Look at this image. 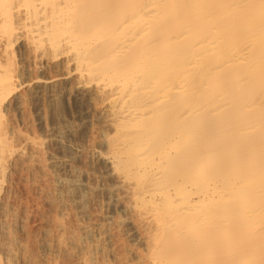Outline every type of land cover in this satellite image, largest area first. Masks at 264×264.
I'll use <instances>...</instances> for the list:
<instances>
[{
    "label": "bare ground",
    "instance_id": "1",
    "mask_svg": "<svg viewBox=\"0 0 264 264\" xmlns=\"http://www.w3.org/2000/svg\"><path fill=\"white\" fill-rule=\"evenodd\" d=\"M120 232L264 264V0H0V264H108Z\"/></svg>",
    "mask_w": 264,
    "mask_h": 264
},
{
    "label": "rangeland",
    "instance_id": "2",
    "mask_svg": "<svg viewBox=\"0 0 264 264\" xmlns=\"http://www.w3.org/2000/svg\"><path fill=\"white\" fill-rule=\"evenodd\" d=\"M58 112L60 114L67 115V110H65L61 104L58 105ZM31 117L33 118L32 114ZM85 139L86 138H83L82 141H85ZM118 234L115 233V236L118 235L116 239H114L115 236L114 237L112 236L114 240L113 241L110 240L111 246L110 247L108 246L109 248H107V250L111 251V252L108 251L110 253L108 254L109 259L105 258L107 259V261H109L108 264H137V262L139 261V254L141 253L142 246L138 244L135 238L134 239L131 238V240L129 241V239L127 240V238H125L123 236L124 234H122L121 232ZM113 242L115 244L112 245L111 243ZM126 243H128V245H126ZM133 248L135 249L136 252L132 251L134 250ZM111 254L112 255L114 254L115 256L113 255V257H111L112 256ZM105 262L106 261H104V263Z\"/></svg>",
    "mask_w": 264,
    "mask_h": 264
}]
</instances>
